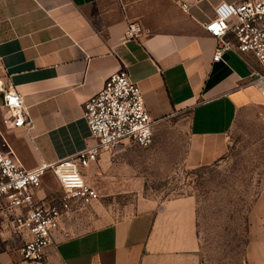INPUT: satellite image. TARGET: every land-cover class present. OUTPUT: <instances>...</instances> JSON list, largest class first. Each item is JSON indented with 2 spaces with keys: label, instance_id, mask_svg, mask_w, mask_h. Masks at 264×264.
<instances>
[{
  "label": "crops",
  "instance_id": "crops-1",
  "mask_svg": "<svg viewBox=\"0 0 264 264\" xmlns=\"http://www.w3.org/2000/svg\"><path fill=\"white\" fill-rule=\"evenodd\" d=\"M222 1L239 0H0V83L20 95L31 120L30 127L9 126L0 99V138L29 169L74 157L95 143L83 103L124 67L142 89L153 132L165 119H185L186 167L226 155L237 112L264 97L243 85L255 59L228 51L213 60L215 39L202 24ZM130 22L142 26L139 37L126 38ZM132 145L102 149L83 169L100 198L63 216L42 261L22 259L24 233L4 242L0 264H201L195 198L146 196ZM58 190L46 170L35 198ZM131 193V210L124 206L116 218L101 202ZM248 234L245 264H264V191L252 202Z\"/></svg>",
  "mask_w": 264,
  "mask_h": 264
},
{
  "label": "built area",
  "instance_id": "built-area-1",
  "mask_svg": "<svg viewBox=\"0 0 264 264\" xmlns=\"http://www.w3.org/2000/svg\"><path fill=\"white\" fill-rule=\"evenodd\" d=\"M202 26L215 39L214 61L228 51L246 63L249 57L255 59L256 67H251L243 85H254L264 97V0L222 1L215 6V16ZM142 33L139 23H128L126 38H137ZM0 92L9 126L30 127L20 95L11 88L4 89L2 83ZM11 98L19 103H8ZM82 117L95 143L53 165L24 167L8 141L0 138V249L7 239L26 233L19 247L22 259L42 261L63 216L85 209L100 198L85 180L83 169L97 159L102 149L113 150L125 140L139 147L152 144L154 121L145 106L142 89L124 67L108 75L101 89L83 103ZM46 170L57 178L60 193L35 198Z\"/></svg>",
  "mask_w": 264,
  "mask_h": 264
},
{
  "label": "rangeland",
  "instance_id": "rangeland-1",
  "mask_svg": "<svg viewBox=\"0 0 264 264\" xmlns=\"http://www.w3.org/2000/svg\"><path fill=\"white\" fill-rule=\"evenodd\" d=\"M186 126L176 115L154 127L150 146L132 145L131 158L144 178V194L156 200L193 196L200 263L245 264L250 208L264 191V100L237 112L228 131V152L210 164H183ZM136 199L131 193L101 202L111 204V217L116 218L126 208L130 211Z\"/></svg>",
  "mask_w": 264,
  "mask_h": 264
},
{
  "label": "water",
  "instance_id": "water-1",
  "mask_svg": "<svg viewBox=\"0 0 264 264\" xmlns=\"http://www.w3.org/2000/svg\"><path fill=\"white\" fill-rule=\"evenodd\" d=\"M0 99H1V101H2V103L4 102V100H3V95L1 94V96H0ZM7 103V102H6ZM8 103H10V104H18L19 103V101L16 99V98H11L10 100H8Z\"/></svg>",
  "mask_w": 264,
  "mask_h": 264
}]
</instances>
